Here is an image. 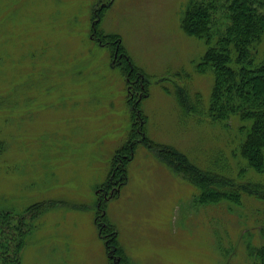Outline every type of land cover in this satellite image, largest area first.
<instances>
[{
	"label": "rangeland",
	"instance_id": "obj_1",
	"mask_svg": "<svg viewBox=\"0 0 264 264\" xmlns=\"http://www.w3.org/2000/svg\"><path fill=\"white\" fill-rule=\"evenodd\" d=\"M192 1L0 0V234L24 237L20 264H252L257 197L211 203L175 156L206 169L226 143L182 119L180 95L212 87L185 78L205 51L181 29Z\"/></svg>",
	"mask_w": 264,
	"mask_h": 264
},
{
	"label": "trees",
	"instance_id": "obj_2",
	"mask_svg": "<svg viewBox=\"0 0 264 264\" xmlns=\"http://www.w3.org/2000/svg\"><path fill=\"white\" fill-rule=\"evenodd\" d=\"M263 10L264 0H193L192 5L187 6L181 17V29L190 38L200 41L205 51L200 60L193 63V72L198 77L185 74V78L195 81L206 75L212 79V87L208 101L203 102L198 91L194 101L180 95L182 119L192 123L190 115H197V123L202 120L206 124L209 120V127L206 126L208 137L211 135L214 139L216 136L222 140L221 145L224 140L226 143L224 151L215 160V166L206 169L192 162L188 154L180 152L175 155L181 162L188 163L197 177H202L200 180L207 191L210 188L214 192L218 190L207 198L211 203L226 201L240 207L238 210L241 211L244 198L257 197L258 205L248 210L250 215L255 214L253 218L260 225L261 236V244L249 249L254 259L252 264H264V182L261 180L264 178ZM219 13L221 15L217 16ZM100 38H103L102 34ZM119 49L124 51L121 46ZM125 60L130 76L137 79L135 87L141 90L140 94H147L141 87L146 84V73L134 67L128 57ZM177 76L184 75L179 72ZM184 95L187 96V92ZM145 97L137 100V107ZM143 140L147 142V138ZM12 217L11 211L0 212L1 223L10 222ZM3 237L0 234V258L6 255V259L2 257L6 264H20L24 237L15 239L13 251L7 244L8 238ZM8 255L15 256V259L10 261Z\"/></svg>",
	"mask_w": 264,
	"mask_h": 264
}]
</instances>
